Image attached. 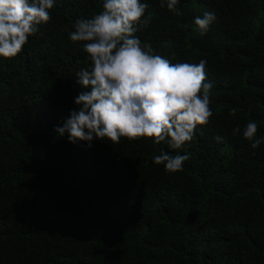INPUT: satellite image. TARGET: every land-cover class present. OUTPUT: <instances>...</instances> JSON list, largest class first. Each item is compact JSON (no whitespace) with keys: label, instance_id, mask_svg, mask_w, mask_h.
<instances>
[{"label":"trees","instance_id":"1","mask_svg":"<svg viewBox=\"0 0 264 264\" xmlns=\"http://www.w3.org/2000/svg\"><path fill=\"white\" fill-rule=\"evenodd\" d=\"M141 2L150 23L136 35L155 54L207 60L210 122L180 150L59 136L91 68L68 33L103 0H56L23 51L0 57V264H264V142L243 138L255 122L264 139V0H179L182 15ZM162 151L187 154L183 170L154 164Z\"/></svg>","mask_w":264,"mask_h":264},{"label":"clouds","instance_id":"2","mask_svg":"<svg viewBox=\"0 0 264 264\" xmlns=\"http://www.w3.org/2000/svg\"><path fill=\"white\" fill-rule=\"evenodd\" d=\"M56 0H0V57L12 59L20 54L42 24L51 19ZM179 0H166L175 15ZM163 6V3H162ZM147 2L141 0H103L102 10L90 18H78L68 33L73 43H81L90 69L76 76L82 91L75 97L73 109L62 126L54 131L67 134L71 143L93 140L118 144L128 140L149 139L166 143L169 150H180L191 142L198 125H207L213 110L210 98L213 82L207 81V60L198 64L172 63L155 54L150 43L142 42L137 32L147 28ZM216 20L214 12L195 17L200 35H205ZM234 114V110H233ZM239 126L233 135L240 133ZM258 125L247 123L243 138L256 149L264 139H256ZM222 142L223 137H215ZM153 163L173 174L183 170L187 154L162 151Z\"/></svg>","mask_w":264,"mask_h":264}]
</instances>
